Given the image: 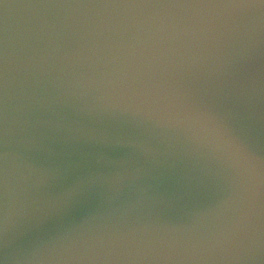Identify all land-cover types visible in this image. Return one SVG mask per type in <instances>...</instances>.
Returning <instances> with one entry per match:
<instances>
[{
    "label": "water",
    "instance_id": "obj_1",
    "mask_svg": "<svg viewBox=\"0 0 264 264\" xmlns=\"http://www.w3.org/2000/svg\"><path fill=\"white\" fill-rule=\"evenodd\" d=\"M0 264H264V0H0Z\"/></svg>",
    "mask_w": 264,
    "mask_h": 264
}]
</instances>
